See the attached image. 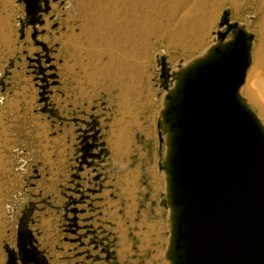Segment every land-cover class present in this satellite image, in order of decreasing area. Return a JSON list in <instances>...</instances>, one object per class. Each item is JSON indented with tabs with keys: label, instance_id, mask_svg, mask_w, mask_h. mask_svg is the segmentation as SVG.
Segmentation results:
<instances>
[{
	"label": "rangeland",
	"instance_id": "1",
	"mask_svg": "<svg viewBox=\"0 0 264 264\" xmlns=\"http://www.w3.org/2000/svg\"><path fill=\"white\" fill-rule=\"evenodd\" d=\"M39 5L32 25L23 0H0V264H22L28 236L40 264H171L158 123L181 74L233 39L218 37L225 11L264 77V0Z\"/></svg>",
	"mask_w": 264,
	"mask_h": 264
},
{
	"label": "water",
	"instance_id": "2",
	"mask_svg": "<svg viewBox=\"0 0 264 264\" xmlns=\"http://www.w3.org/2000/svg\"><path fill=\"white\" fill-rule=\"evenodd\" d=\"M23 1L32 25L40 23L39 0ZM229 15L223 13L219 27L226 32L218 37L233 39L181 74L158 123L159 138L164 125L171 136L163 170L174 211L171 264H264V132L239 97L252 36ZM169 78L162 58L160 79ZM27 239L32 251H24L22 264H40Z\"/></svg>",
	"mask_w": 264,
	"mask_h": 264
},
{
	"label": "bare ground",
	"instance_id": "3",
	"mask_svg": "<svg viewBox=\"0 0 264 264\" xmlns=\"http://www.w3.org/2000/svg\"><path fill=\"white\" fill-rule=\"evenodd\" d=\"M187 16L188 15L183 16L182 19L184 20L185 18H187ZM244 89H245L246 95L250 96L254 100V102H256V104L260 108L262 116L264 117V77L260 76L258 73H254V72L249 73L245 81ZM259 123L264 132V121L260 120ZM170 139H171V136H170ZM173 216H174V213H173ZM172 243H173V240H172ZM170 256L172 259L173 251Z\"/></svg>",
	"mask_w": 264,
	"mask_h": 264
}]
</instances>
